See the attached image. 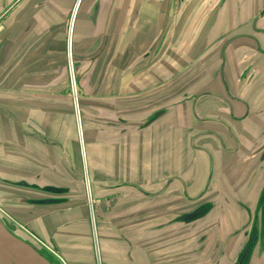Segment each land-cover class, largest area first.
Listing matches in <instances>:
<instances>
[{"label": "crops", "instance_id": "0c3cea01", "mask_svg": "<svg viewBox=\"0 0 264 264\" xmlns=\"http://www.w3.org/2000/svg\"><path fill=\"white\" fill-rule=\"evenodd\" d=\"M96 1L99 0H0V204L8 208L22 229L46 246L49 244L66 264H97L93 217L100 236L98 246L108 264H232L235 249L242 241L241 234L236 233L244 219L240 210L224 206L221 224L217 223V228H221L219 234L215 229L211 231L216 223L195 233H187L179 226L164 227L174 216L190 209L191 199L208 185L209 153L196 147L186 148L187 160L183 161L181 139L173 136L179 132V124H169L171 140L163 141L167 136L158 139L166 131L163 125L151 134L164 118L144 129L122 126V117L141 121L169 103L167 107L172 111L179 109L172 101L180 91L178 78L173 82L178 92L169 95L171 82L164 75L171 67L163 66V60H150L162 50L163 41L149 59L141 57L136 43L122 46L120 42L116 52L124 54L114 62L118 71L127 65L135 71L142 66L158 68L159 78L154 82L147 77L154 74L152 71L145 73V80L135 77L121 82L118 76L116 83L115 78L111 80L110 75L100 72L103 77L97 82L102 76H97L99 70L103 69L100 57L93 67L96 75L92 72L84 79V52L93 38L95 48L102 37L125 35L126 24L135 22V13L131 10L129 16L122 17L117 9L121 10L123 3L132 8L139 4L138 0L104 1L97 24L92 27L89 15ZM143 3L148 5L149 0H142ZM259 6L257 0L245 1L243 12L251 13L252 8ZM142 20L135 40L144 37L150 27L148 19ZM169 28H173V20ZM176 29L177 25L173 31L177 35ZM191 35L195 33L190 32ZM109 44L96 48L97 53L105 52ZM144 45L149 47L146 41ZM70 50L77 62L81 88L88 86L87 95L95 89L99 93L95 96L97 108L90 109L82 93L81 132L70 91ZM207 84L197 82L194 75L183 83L182 90L190 87L200 93ZM122 86L127 87L129 94L122 93ZM121 107L126 108L122 111ZM197 107L204 116L214 106L203 100ZM176 115L174 112L173 119ZM78 131L81 138L74 136ZM98 133H102V138L97 141ZM110 134H134L133 138L138 135L140 139L106 140L104 136ZM238 172L236 167L226 180ZM243 177L238 176L237 182ZM10 181L26 184L13 185ZM44 185L63 190L50 192L43 189ZM209 189L215 190V185ZM20 195L62 201L15 202L14 197ZM203 231L210 233V242L203 240L197 247L195 235ZM221 234L222 248L218 240ZM254 260L264 264V260ZM56 263L63 264L59 259Z\"/></svg>", "mask_w": 264, "mask_h": 264}, {"label": "flooded vegetation", "instance_id": "af4514ba", "mask_svg": "<svg viewBox=\"0 0 264 264\" xmlns=\"http://www.w3.org/2000/svg\"><path fill=\"white\" fill-rule=\"evenodd\" d=\"M138 1L139 4L136 7L132 8L123 3L120 6L121 10L117 9L122 17L129 16L132 10L135 13L133 17L135 22L126 24L124 30L126 33L122 34L123 37L111 38L113 47H118L120 42H123L122 46L136 43V47L139 46L137 48L142 51L141 57L149 59L157 48V44L153 42L163 41L160 51L163 56L170 48L172 40L170 37L176 35L173 31L177 25L178 58L177 60L167 59L166 64L176 69L180 87L194 75L198 76L197 82L208 83L204 85L200 93H195L190 87L180 90L174 99H171L178 104L177 111L169 109L167 107L170 106L169 103L149 114L163 111L152 123L145 125L146 117L141 121L140 118L137 119L138 127L144 129L160 118L173 116L175 112L177 118L169 124L172 126L177 123L180 126L179 132L173 136L177 135L181 139L182 160H187L185 158L186 148L196 147L198 151H206L211 156L207 170L210 176L208 185L197 197L191 199L193 205L190 209L174 216L164 227L169 229L179 226L187 233H195L212 225L211 223H216L211 231L215 229L219 234L221 228H217V223L221 224V211L224 206L233 210L238 209L243 212L244 219L236 233L241 234L242 241L235 249L232 264H256L254 259L262 262L264 260V0H257L260 6L252 8L251 13L248 10L243 12V3L248 0H218L209 7L207 12L198 11L194 14L189 11V4L193 3L197 7L202 0H149L148 5L141 4L142 0ZM220 3H225L226 6L223 16L213 11ZM174 8L175 12H173ZM190 17H193V20L190 21ZM141 19H148L150 25L145 32L147 38L144 35L135 40L134 34L137 27L140 22L144 21ZM171 20H173V28L170 29ZM190 32L195 35L190 36ZM100 41L102 47L105 43V45L109 44L108 37H102ZM145 41L149 45L145 48L146 50L142 49L141 45ZM68 55L69 58L74 59L71 50ZM99 57L96 51L89 56L90 61L87 62L94 67ZM188 60L193 61L186 72ZM205 66L208 68L203 72ZM70 79L72 90L74 87L77 90L79 78L76 76L72 78L70 75ZM203 100L210 101L214 106L204 116L199 114L200 109L198 110L197 107ZM74 106L77 111V123L81 126V107L78 98ZM236 167H239V172L234 174L235 177L228 178L231 191H228L227 195L218 193L209 196L212 190L209 186L215 185L216 189V181L213 177L231 176L232 170ZM238 176H244L243 180L237 182ZM86 178L87 176H85V182ZM10 182L13 185L24 183L22 181ZM247 195H249L248 198ZM30 199L36 200L34 197ZM56 200H58L56 203L62 201L61 199ZM0 208L6 210L5 206ZM191 213L195 215L191 218L185 216ZM92 221L95 229L94 237L97 239L93 237L97 264L100 261L108 264L102 258L98 246L99 239L96 234L94 217ZM209 236L210 233L206 231L195 235L196 246L200 247L203 240L210 242ZM32 238L40 242L39 238L35 236ZM218 240L222 248L224 243L222 234L219 235ZM31 244L36 247L34 243ZM56 256L63 264H66L59 254ZM53 262L56 263V261Z\"/></svg>", "mask_w": 264, "mask_h": 264}, {"label": "rangeland", "instance_id": "374dc122", "mask_svg": "<svg viewBox=\"0 0 264 264\" xmlns=\"http://www.w3.org/2000/svg\"><path fill=\"white\" fill-rule=\"evenodd\" d=\"M85 1H88V0H85ZM191 1V0H190ZM189 1V2H190ZM218 0H202L201 1V3H200V5L199 6H197V7H195L194 5H193V3H190L189 4V6H190V9H192V10H190L189 9V11L190 12H197L198 13V11H202V12H207L208 10H209V7L210 6H213V4H215L216 2H217ZM188 2V3H189ZM163 3H165L164 1H163ZM187 3V4H188ZM84 4H86V2L84 3ZM160 5V4H159ZM164 6V5H163ZM165 6H167L166 4H165ZM214 12H215V14H217V12L218 13H220V16H223L224 14H225V12H226V8H225V3H220V5L216 8V9H214L213 10ZM172 12V11H171ZM173 12H175V8H174V11ZM79 23H81L80 22V20H79ZM172 36V35H171ZM171 39H174L173 41L171 40V42H170V48L167 50V52L165 53V55H163L162 56V54H160V52L159 53H157L156 55H154L150 60H154V61H156L157 59H159V60H163L164 62L162 63L163 64V66L164 65H166V60L167 59H169V60H177V58H178V52H177V47H178V45H176V38H174L173 36L172 37H170ZM93 40L94 41H92V43H91V45L86 49V51L84 52V55L86 56H84V79H88L87 77H89L91 74H92V72L94 73V75H96V71L93 69V67H92V64H90L89 62H87V61H90V59H89V56H91V55H93L94 54V52L96 51V48L98 49H100L101 47H102V45H100V43H101V41L99 42V45L96 47L95 46V48H93V45H96V43H95V41H96V39H94L93 38ZM94 43V44H93ZM109 47H108V49L105 51V52H101L102 53V55H101V53L99 54L100 55V58H101V60H102V64H103V69L102 70H99V73H98V75L97 76H101L102 75V73H104L103 75H110V78H111V80L113 79V78H115V80H114V82L116 83L117 82V80H118V76H120V80H121V82H129V81H131V79H133V78H135V77H140L141 79H146L145 77H144V75H145V73H150V71H152V73H154V74H152V75H147V77H149V79H151L152 81L151 82H154L155 80H158V78H159V76H158V74L156 73V72H158L159 70H158V68H153V69H151V67H148V68H146L145 66H142V67H140L137 71H135V70H131L130 68H128V66L129 65H127V67H126V69H122L121 70V72L120 71H118V67H114V62H115V60H117L119 57H118V55L120 54V53H118V54H116V52L118 51V47H113L112 46V40H111V38H109ZM106 44V43H105ZM153 44H160V42L158 41V42H153ZM108 45V44H107ZM106 45V46H107ZM147 45H148V43H147ZM105 46V47H106ZM146 46L144 45V44H142V49H144ZM172 47V48H171ZM189 54V53H188ZM122 55H124L123 53H121V55H119L120 57H122ZM158 55H160L158 58H157V56ZM156 56V57H155ZM188 61H189V63H188ZM187 61V63H186V69H185V71L187 72L188 70H189V67L191 66V64H192V61L193 60H188ZM131 62V61H130ZM130 62H128V64H130ZM74 63H76V60L74 59ZM155 66V65H154ZM208 66H209V64H208ZM76 67V66H75ZM145 67V68H144ZM208 67L207 66H205L204 68H203V72H205V70L207 69ZM68 70H69V75H71V70H70V62H69V58H68ZM105 71V72H104ZM100 72H102L101 74H100ZM163 72L164 73H166V69H163ZM189 73V72H188ZM74 74H75V76L78 78L79 77V71H78V67H76V68H74ZM204 74V73H203ZM103 75L97 80V82H99L101 79H102V77H103ZM187 75V74H186ZM177 72H176V69H172V68H170V69H168V75H164V77H166V78H169L170 79V85H169V91L170 92H174V93H176V92H178L177 91V87L176 86H173V82L174 81H176V79H177ZM193 76H191V78H192ZM198 77V76H197ZM190 78V79H191ZM186 86H183V88H185ZM83 89V90H82ZM76 90V89H75ZM180 90H182V87H180ZM71 93H72V97H73V102H74V99H75V97H77L78 98V100L80 101V104L81 103H83L82 102V99H81V97H82V93L84 92V103L87 105V107L90 109V108H97L96 106H97V104H98V102H97V100H98V98H96L95 99V96L96 95H98L99 93H98V90L97 89H95V90H91V92L89 91L88 92V95H87V91H88V86H84L83 88H81V86H80V83H79V81H78V83H77V90H76V96L74 95V93H73V90H72V88H71ZM160 91V90H159ZM97 92V94H95ZM122 93L123 94H129V92H128V90H127V87L126 86H122ZM88 96L89 98H85V96ZM126 98H128L129 96H125ZM123 99V98H122ZM171 101V100H170ZM155 102V101H154ZM150 105V104H149ZM126 107H121V110L123 111L124 109H125ZM147 108H149V107H147ZM74 109H75V106H74ZM139 109V108H138ZM119 110V109H118ZM121 111V112H122ZM126 112V111H125ZM75 116H76V109H75ZM106 118V117H105ZM109 118V117H108ZM173 116H169V117H166V118H164V120H161V121H159V124H157V125H155V129L154 130H152L151 132V134H155V132L156 131H159V129L161 128V126H162V128H166L165 130L166 131H168V133H166V131H164L163 133H160L159 134V138L158 139H160V138H164L165 136H167L168 138H170V139H164L163 141H167V140H171L172 139V133L173 132H170L171 131V126H170V128L168 127L169 125V122L170 121H172L173 120ZM138 118H135V121H131L130 120V118L129 117H122V126H124V127H128V126H130V125H137V127L139 126V122H138V120H137ZM76 120H77V116H76ZM78 124V123H77ZM109 126V125H108ZM140 135V134H139ZM74 136H76V137H79V138H81V136H80V133H79V131H78V133H76V134H74ZM96 136H97V141L99 140V138H102L101 136H102V133H98V134H96ZM126 136V135H125ZM132 136H134V134H130V135H128V136H126V138L124 139V136H122V137H117V136H113V134H110V136H104V138L106 139V140H108V139H111V140H116V139H122V140H125V141H133L135 138L136 139H140L139 138V136L137 135L136 137H132ZM84 156H85V152H84ZM83 161H84V176H88V174L86 173V169H87V163H86V161H85V157H84V159H83ZM227 179V176H214L213 177V180L214 181H216V189L214 190H211V192H209V196L211 195V194H218V193H223V194H226L227 195V192L228 191H231V188L229 187V182H228V180H226ZM213 181V183H215ZM5 205H2V204H0V207H4ZM6 207V206H5ZM5 210V209H4ZM10 216H12L13 214H10L11 212H8L9 210H8V208H7V210H5ZM11 211V210H10ZM13 211V210H12ZM14 213H16V210L14 209V211H13ZM13 217V216H12ZM0 218L3 220V222L5 223V225L15 234V235H17V236H19L20 238H22V239H24V240H28V241H30L31 243H34V245L39 249V251H41L44 255H46L48 258H50V259H52L53 261H58L57 259H56V257H55V254L52 252V248L50 247V245L48 244L47 246L45 245V244H43V243H41V242H38V241H35V239H33L32 238V236H30V234L29 233H27L24 229H22L19 225H18V223L14 220V219H11V218H7V217H5V215L4 214H2V213H0ZM14 218V217H13ZM96 232H97V238L99 239L100 238V236H99V232L97 231V229H96ZM234 256V255H233ZM203 261V260H202Z\"/></svg>", "mask_w": 264, "mask_h": 264}, {"label": "water", "instance_id": "95a60500", "mask_svg": "<svg viewBox=\"0 0 264 264\" xmlns=\"http://www.w3.org/2000/svg\"><path fill=\"white\" fill-rule=\"evenodd\" d=\"M104 1L109 0H99L96 1L92 11L89 15L91 26L94 27L97 24V19L99 12L103 6ZM91 27V28H92ZM71 40V39H70ZM70 64L73 65L72 68H76L77 64L73 62L70 57ZM76 66V67H75ZM163 111H157L144 119V124L147 125L148 123H152L156 120ZM26 184V183H22ZM34 185V184H33ZM44 190L50 192H61L63 189L58 188L52 185H44L42 186ZM15 202H27V203H52L58 200L56 199H40V200H33L29 199L25 196H15ZM195 215V213H191L190 215H185L188 218H191ZM0 252L6 256H9L15 264H55L50 258L44 255L41 251H39L36 247H34L31 243L27 242L26 240L20 238L19 236L15 235L3 222L0 218ZM0 264H5L2 259L0 258Z\"/></svg>", "mask_w": 264, "mask_h": 264}, {"label": "built area", "instance_id": "2783aa9c", "mask_svg": "<svg viewBox=\"0 0 264 264\" xmlns=\"http://www.w3.org/2000/svg\"><path fill=\"white\" fill-rule=\"evenodd\" d=\"M70 70H71V75H72V78H73V76H75L74 75V68H72V66H71V64H70ZM74 85V84H73ZM75 92H76V90H74ZM74 95L76 96V93H74ZM74 103H77V97H75V99H74ZM75 109H76V107H75ZM76 113H77V111H76ZM79 113V112H78ZM86 189H87V194H88V198H90V195H91V188H90V182H89V179L88 178H86ZM0 213H2V214H4L5 215V217H7V218H11V219H14L12 216H10L5 210H3L2 208H0ZM95 240H97L96 239V237H95ZM52 250V249H51ZM52 252L56 255L57 254V252L55 251V250H52ZM99 264H106V263H103V262H99Z\"/></svg>", "mask_w": 264, "mask_h": 264}, {"label": "bare ground", "instance_id": "6f19581e", "mask_svg": "<svg viewBox=\"0 0 264 264\" xmlns=\"http://www.w3.org/2000/svg\"><path fill=\"white\" fill-rule=\"evenodd\" d=\"M71 60H72V64H73L74 59L71 58ZM72 67H73V65H72ZM75 89H76V88L74 87L73 91H74ZM74 93H75V91H74ZM79 131L81 132V127H80ZM0 258L2 259V261H3L5 264H15L9 256H6V255H4V254L1 253V252H0Z\"/></svg>", "mask_w": 264, "mask_h": 264}]
</instances>
